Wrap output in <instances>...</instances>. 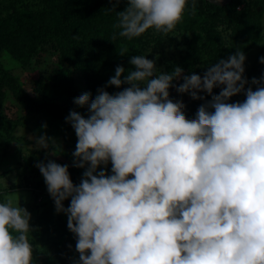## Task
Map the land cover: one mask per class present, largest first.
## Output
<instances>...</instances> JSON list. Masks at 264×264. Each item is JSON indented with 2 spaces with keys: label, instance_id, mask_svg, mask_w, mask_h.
<instances>
[{
  "label": "clouds",
  "instance_id": "9594fccd",
  "mask_svg": "<svg viewBox=\"0 0 264 264\" xmlns=\"http://www.w3.org/2000/svg\"><path fill=\"white\" fill-rule=\"evenodd\" d=\"M188 3L127 0L115 11L113 35L169 33ZM245 58L236 50L203 75H185L179 65L157 71L154 58L132 55V67L117 65L93 98L90 91L73 98L88 106L87 116L69 110L65 117L77 137L80 182L66 163H36L74 234L79 257L72 264H264V72L249 83ZM258 60L264 64V55ZM170 87L204 101L194 117ZM239 93L243 100L229 102ZM30 139L35 147L50 143L43 134ZM30 216L12 198L0 201V264H35Z\"/></svg>",
  "mask_w": 264,
  "mask_h": 264
},
{
  "label": "trees",
  "instance_id": "16d2710c",
  "mask_svg": "<svg viewBox=\"0 0 264 264\" xmlns=\"http://www.w3.org/2000/svg\"><path fill=\"white\" fill-rule=\"evenodd\" d=\"M115 0H0V55L7 54L22 69L38 72L35 84L28 91L20 76L0 60V175L12 169V157L17 154L16 163L21 161L28 168L25 188L32 192L39 215L32 222L34 237L33 259L35 264H72L79 253L75 248L74 234L67 228V216L56 212L44 178L36 163L51 159L45 148L29 145L30 139L18 141L16 134L20 125L30 115L41 114L47 117L46 127L37 125L36 134L49 138L48 148L62 155L57 163L68 164L73 183H79L81 168L73 165V155L57 140L75 149L76 143L70 139L73 130L65 117L69 110L87 116L88 110L71 103L80 92L90 91V99L96 95L97 88L105 86L114 75L117 65L129 70L132 66L130 56L151 52L158 58L171 56L165 54L168 48L183 50L172 56L165 64L166 71L175 65L183 69V74L193 72L203 75L208 66L220 58L227 59L236 50L246 53L253 44L263 40L261 18L264 13V0H231L223 5L208 0H189L183 19L169 33L148 29L140 36L128 39L117 35L119 29L113 25L116 12L122 10L127 0H119L115 10L109 7ZM49 60H47V58ZM49 63V64H48ZM53 63V64H52ZM244 76L252 70L244 65ZM257 70L254 67L253 70ZM125 73H122L123 76ZM182 80H174L175 84ZM114 85H107L110 94L119 91ZM255 90V85L252 86ZM214 88L213 93L219 92ZM82 91V92H83ZM81 92V93H82ZM170 97L182 99L185 93L169 89ZM204 94V99H210ZM244 94H235L229 101L243 100ZM185 114L194 117L197 107L203 100L183 99ZM9 101L16 107V113H7L5 103ZM35 131V130H34ZM56 140V141H55ZM19 143L16 144V143ZM15 144L13 151L11 148ZM18 145V146H17ZM23 146L26 151L23 152ZM106 172L111 171V163ZM11 186L0 188V201L10 193ZM36 202V201H35ZM65 207L69 199L63 201ZM71 255L72 259L69 257Z\"/></svg>",
  "mask_w": 264,
  "mask_h": 264
},
{
  "label": "rangeland",
  "instance_id": "374dc122",
  "mask_svg": "<svg viewBox=\"0 0 264 264\" xmlns=\"http://www.w3.org/2000/svg\"><path fill=\"white\" fill-rule=\"evenodd\" d=\"M261 22H262V34L264 35V13L262 15L261 18ZM168 51L165 54H169L171 56L168 57H163V58H158L156 56H154V54H152L151 52L147 53L146 57L149 59H155V66L158 68L157 71L162 70V71H166L165 68V64L168 62V60H170V58L172 56H178L181 54V52L183 50H179V49H172V48H168ZM264 55V44H263V40L253 44L251 46V48L245 53V61H244V65L245 67L250 70H252V74H250L249 76H245L248 80L249 83L251 81L252 77H257L259 78L262 74V72H264V64L260 63L258 60V57ZM50 57L47 58V60H49ZM0 60L3 61L4 63H6L7 66H9L10 68L13 69V72L18 74L20 76V78L23 80L24 82V86L25 88L31 92V88L34 86L35 82L34 80L37 77L38 72L35 70H30V69H22L20 68L14 60L10 59V57H8V55L5 53L3 55H0ZM49 64V63H48ZM53 64V63H52ZM254 67H257V70H253ZM248 85L246 84L245 87H247ZM253 86V85H252ZM83 91V90H82ZM81 91V92H82ZM80 92V94H81ZM84 92V91H83ZM82 92V93H83ZM238 95V94H237ZM189 98V95L187 93H185L184 98H182L181 100L184 101L183 99ZM244 99V98H243ZM230 102V101H229ZM71 103L73 105H76L73 101V99H71ZM6 106V110L7 113L11 116H13L16 113V107H14L9 101H6L5 103ZM78 106V105H77ZM82 109H87L88 110V106L84 105V106H79ZM81 113V112H80ZM48 124V120L47 117H44L41 114H33L30 115L29 117H27L25 123H23L22 125H20L17 129V136H18V141H26L27 139H30V137H39L41 135H37L36 134V128L37 125L39 127V125H41V127H46V125ZM35 130V131H34ZM69 137L70 139L76 143L77 141V137L75 135L74 129L71 130V132L69 131ZM30 143L29 145L33 146L35 145L36 141L35 139H30ZM62 139L57 140L58 142L56 143V145H62L65 150L71 155L72 152L68 151V146L66 144H63ZM56 141V140H55ZM16 144L19 145V143L17 142ZM17 145V146H18ZM15 144H13L11 151L15 150L14 149ZM26 146H23V152L26 151ZM46 151L48 152V156H50L53 160L57 159H62V155L55 152L54 149L51 148H45ZM16 158H17V154L15 153V155L12 157V169L10 170V172L4 174V175H0V188H7L8 186H11V190L10 193L7 195V197L12 198L14 203H19L21 206L25 207L30 213V220H29V224L30 226L32 225V222L35 221V217L37 215H39V208L35 207L34 203H37L39 201H41L43 198H37L34 201V197L32 196V192H30L28 189L25 188L26 185V176L30 177L31 173L28 170V168H23L21 161L16 163ZM84 169L81 168V176L83 173ZM43 176L41 175L40 178H42ZM81 178V177H80ZM80 182V179H79ZM46 185V184H45ZM45 190L47 191V188H45ZM70 199V198H69ZM32 237H34V233L32 231L31 233ZM73 252H71L69 254H72ZM71 255V259H72Z\"/></svg>",
  "mask_w": 264,
  "mask_h": 264
},
{
  "label": "water",
  "instance_id": "95a60500",
  "mask_svg": "<svg viewBox=\"0 0 264 264\" xmlns=\"http://www.w3.org/2000/svg\"><path fill=\"white\" fill-rule=\"evenodd\" d=\"M208 1L215 3V4H218V5H223V4H225L231 0H208Z\"/></svg>",
  "mask_w": 264,
  "mask_h": 264
}]
</instances>
